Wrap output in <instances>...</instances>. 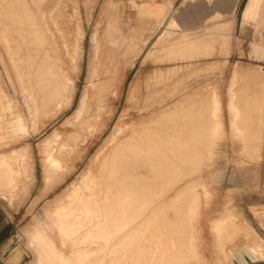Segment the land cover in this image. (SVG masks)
Masks as SVG:
<instances>
[{
    "label": "rangeland",
    "instance_id": "obj_1",
    "mask_svg": "<svg viewBox=\"0 0 264 264\" xmlns=\"http://www.w3.org/2000/svg\"><path fill=\"white\" fill-rule=\"evenodd\" d=\"M21 1L0 0V31L3 34L4 32H9H7L6 29L10 22L9 18L13 16L15 9H23L26 7L27 3L29 4L30 1L34 3L36 0ZM51 1L45 0L42 1L43 5L40 4L42 6L47 5L48 7H46L49 8L58 2V0ZM133 1L134 0H59V5L57 4L58 6L55 7L56 9H54L53 13L55 15L57 14V17L55 15L54 17L60 24L63 35L66 34L64 35L65 38L62 37L65 43H59L62 47L59 46L60 48L58 51H61L62 57H65L63 61H67V64L66 61L64 62L65 64H63V67L70 66V63L77 57V54L81 58L79 60V73L75 74L74 71L70 73L71 76L75 74V76H73L74 85L76 87L74 97L71 99L68 106L62 105L58 107V109L57 107L54 108L53 104L48 108H42V106L39 109L36 108L39 106V103L41 105V100L39 101L40 98L35 94L37 93V85H35L36 82L34 79V81L31 80L34 76L33 74L31 75L30 71H26L24 68V70L21 71L23 76L22 80L19 78L14 70L13 63L10 61H12L11 59L13 57L19 60L20 54H13L10 57L6 45L3 43L2 33L0 32V104L2 103L0 105V157L4 154V158L9 156L6 154H13L17 157H21L20 155L24 151L26 155L25 163H28L26 164L28 167L27 173L22 174L24 170L20 169L21 163L20 160L18 161V169L22 172L18 182L0 183V255L3 254V257H8L21 254L24 258H22L20 264H195L196 262V264H264V247H261L257 243H251V241L261 242L262 246H264V114H262L264 113V0H175L171 3L170 10L162 27L152 37H144L135 29L130 19L133 14ZM10 2H12L11 5ZM19 2L21 4L23 3V6L21 4L19 5ZM127 2H129L128 5ZM12 4L14 6H12ZM51 4L52 6H49ZM108 5H111V7L113 5L115 11L112 12L110 7H107ZM104 6H106L104 10L106 24H108L109 27H116L113 34L117 35V42H115L116 38L113 39L114 36H110L104 30V22L98 25L99 16ZM74 7L77 9H74ZM57 10L60 11L58 12ZM61 11H64V13ZM70 11L73 12L74 15L71 20L69 16L65 17L71 13ZM18 12L21 14V10ZM89 14L90 17H88ZM178 14H181V16L183 15V22L185 23L179 25L180 27L175 24L176 27H174L173 20ZM122 19L125 23L126 21L128 22V24L126 23L127 26L123 24ZM77 20L82 24V36L76 31ZM4 24L6 25L3 26ZM94 25L100 26L99 29L102 32L99 44L100 47H98L97 51L102 61L99 68L108 67L105 68V72H107V74L105 73L106 82L103 83L102 89H104L103 91L106 93L104 87H107L106 83L108 82L107 80H109V83H107L108 86L112 84L114 87L116 85L117 89L120 90L121 100L117 104V110L110 115V118L108 115L99 118L96 128H100L101 131L97 136L85 134L83 137L84 139L82 138L80 142H77V140H75L76 138H69V140H72H70L69 143L73 144V142H76L73 144V149L67 151L68 153L63 151L55 152L58 158L63 157V159L61 158L63 160L62 162H64L63 170L59 169L55 177L56 180L54 179L53 182L46 186L44 177L45 168H43L44 166L41 160L43 154L42 143L47 137L52 135L55 129L65 132L64 137L67 135L68 138V132H72L80 126L79 124L77 125L78 122L74 118L73 113L79 105L83 91L89 86L87 73L90 69L89 62L92 54L90 37L95 27ZM126 33L129 34L130 37L132 36L131 38L133 40H131ZM206 33H209V36H217L219 43L217 42L214 46L211 45L212 49L216 48L214 49L215 51L213 50L212 53L211 50H209V48H211L209 47L210 44H205L198 46L199 50H192L191 54H193L194 51L196 55H200L201 53L209 55L212 53V56L210 54L207 59L203 60V55L201 54V58H199L200 61L197 62L198 64H192L193 67L189 65V68L187 66H182L181 68L184 69L175 65L177 69L174 71L173 60H169L168 57L172 52L169 44L180 35H187L186 38H188V36L192 38L199 35L202 36ZM55 34L56 37H58L57 30ZM135 38H137L136 42L134 41ZM71 39H78L80 41L79 50L81 51H78L76 41L71 42ZM126 39L131 41H127L128 46H126ZM158 40L161 41L159 42ZM106 43H108V45ZM129 43L131 44L129 45ZM109 44L112 48H110ZM63 45H65V47ZM106 45L107 47L109 46V48H107ZM120 45L122 47H120ZM132 45H134V49ZM217 46H219V50ZM129 47L132 48L133 51H131L134 54L130 53L131 51H129L130 54L125 53ZM167 47H170V49L168 48L170 51ZM203 47H205V49ZM104 48H107V50ZM114 48H118L117 54V50ZM124 48L126 49L125 51ZM200 48H203L204 51L202 49L200 51ZM11 49L13 52L16 50L14 45ZM207 49L209 51H207ZM109 50H111V52H109ZM113 50H115V52ZM122 51L124 54H121ZM158 51H160V53L164 51L163 53L165 54L161 56V53V57H159ZM216 51L217 53L219 51L218 55H216ZM15 52L18 51L16 50ZM154 52L157 56L153 55ZM119 54L121 56L123 55V57L125 55L127 59L117 56ZM127 54H129V56ZM188 54L189 53H186V55ZM151 55H153V57ZM106 57L109 58V60H114V63L106 59ZM150 57L154 59L152 60ZM156 57H159V60ZM164 58H166V61ZM155 59L159 62H156L157 60ZM160 60L164 62L161 63ZM108 61L110 65L107 63ZM154 61L156 62L155 64ZM117 63H119V66H117ZM124 63L126 64L124 65ZM211 63H214V68L213 66L211 67ZM204 65L205 67L202 69ZM208 65L210 67H208ZM167 66L172 67L170 69ZM155 68H159V74ZM162 68V72L164 75L166 74L165 76L167 77V79L165 78L166 81L163 79L165 77L163 73L160 74V69ZM172 68H174V70H172ZM192 68L196 69V71L192 70ZM199 68L200 70L202 69V71H197ZM179 69H181V72ZM206 69H208V71ZM112 70L115 72V77L118 75L116 82L113 80L114 72ZM154 70L156 74H153L155 73ZM101 71H104V69H101ZM169 71L172 72L174 76L170 74ZM141 72L146 74V78L141 79L139 82L136 80V76ZM160 75L162 78L159 77ZM176 75H180L181 78ZM109 76H112V78H109ZM156 76L159 80H157ZM188 76H190L191 79H189ZM150 77L153 79L148 80ZM154 77H156V80ZM186 77H188V79ZM111 79L112 81H110ZM146 79L149 82H146ZM162 79L163 81H161ZM173 80L177 82L173 83ZM156 82L158 84H155ZM167 82L173 88L167 85ZM138 83L141 86H139ZM176 83L181 85H176ZM148 84H152L153 87L156 85L159 89L160 87L168 88V90L172 89V93H174L175 89V92H178L177 90L183 86L190 85L191 90H188V95H186L189 101L185 106V108L188 107V120H193V117L199 119L198 116L200 115V123L189 122V125L187 124L186 130L188 132L184 138L181 140L179 139L180 141L177 138L171 139V148L173 151L169 149L168 152L170 155L173 154V157L174 154L175 157L178 155L179 157L177 159H179V162L178 165L176 164L177 166L174 165L175 168L178 167L173 170L175 173H170L171 170L168 171V174L170 173L173 176L172 179L170 174V177L168 176L172 181H166V178L163 180L164 182H158L157 187L155 186V190H153L154 198L157 196L159 197H157L158 199L155 198V206L159 207L158 211L160 213L156 211L153 216L150 214L151 212H149L151 204H146L145 202L141 203L139 201H137V203L135 200L134 203L136 202V204H134L132 200L133 206L131 209L140 208L141 210L137 214H133L132 212L130 214L128 210L125 213V209L117 216H114V214H111L112 216L106 214V218L102 217L101 214H88L84 219V215L80 214L81 216L83 215L80 221V216L78 215L79 218H77V216H74V214H77L73 213L70 217L76 218L72 221V225L67 224V226H65L62 224L60 226L59 224V226H57L58 216L56 215V211L58 208L62 204L65 206L67 200H69L70 204L68 203L69 205H66L69 206V208L67 207L64 211V213H68L75 205V200L73 201V199L69 197L71 193H78L80 198L78 201L82 206L92 205L93 198L98 197V200L99 197L101 198L104 196L102 190H105L104 188H106V185L97 183L98 181L95 180V177L100 175V172L102 175L105 174V171H100L98 168H100L99 163L102 157L105 156L104 154L107 155V153L110 152V138L112 135L110 132L119 127V121L125 120L124 116L127 115H121V112L129 110V105L134 98L133 97L131 100L132 94H136L140 88H145ZM191 84L196 85L192 86ZM175 85L177 88H175ZM199 86H202L201 89ZM161 93L164 94L162 91L157 94ZM193 93H195V95ZM157 94L155 95L159 96ZM192 100H197V103H200L198 104L199 106L196 101H194V103ZM196 105L198 107H196ZM200 107L201 109H199ZM172 108L171 111L173 113L176 112L178 106ZM195 108H197V110ZM191 109L192 112H190ZM193 109L196 111H193ZM198 109L201 111L199 112ZM43 110L48 113H42ZM158 113H160V116ZM158 113L156 112L152 115V124H158V120L161 116L166 118L164 116L167 114H161L159 111ZM172 113L168 114L170 118L167 116L166 122H164L166 119L162 118V122L168 124L176 123L180 120L177 114L173 113L172 115ZM2 114L3 117L1 116ZM38 114L42 116H38ZM173 118L176 119L175 122H173ZM168 119L172 120L168 121ZM161 120L160 123H162ZM67 121L70 122L68 123L69 126L67 125ZM125 122L127 123L128 119H126ZM64 126H68L70 130H67L68 128L65 130ZM92 138L95 141H93ZM178 142L180 143L178 144ZM104 145H108V149L99 155V159L97 153ZM180 146H182V150ZM177 147L178 149H176ZM177 151L180 152L178 153ZM183 153L184 157L182 155ZM27 155L29 157H27ZM64 156L67 158L65 159ZM113 156L115 158L118 157L117 154ZM93 157H96V159L98 158V160L95 161L96 159ZM114 157H112L113 160L115 159ZM180 157L182 160L186 159L184 163ZM112 159L110 158L109 160L111 161L110 164H113ZM106 164L108 166H106ZM106 164L105 168L109 170L112 165H109V163ZM179 165L181 166L180 168ZM161 166V164H158L159 169ZM162 169L161 167V170ZM60 170L62 171L60 172ZM134 170L136 172H147L146 167L142 165L136 166ZM161 170H159V172ZM102 175H100V177ZM100 180L99 182H101ZM165 181L168 183V187L166 188L165 186L167 185ZM163 183H165V185ZM27 185H29V187ZM157 188L160 192L157 191ZM95 189L100 190L96 191ZM162 191H164L166 195ZM144 192L146 193V191ZM145 193L140 200L148 199ZM128 197L129 196L125 198L127 199ZM85 198H87V200ZM102 198L101 201H98L100 207L104 206L103 201L105 199L102 200ZM71 204L74 205L72 206ZM139 204L145 206L143 207ZM129 206L130 205L125 204L126 208H129ZM101 210H104L103 207ZM74 211H77V209H74ZM102 212L104 213L105 210ZM94 218L97 219L94 221ZM107 218L109 220H107ZM124 219L128 223L126 226L122 221ZM82 220L85 221L82 223ZM89 220L96 225L95 228H93L94 230L90 229L91 223H88ZM74 221L76 222V227H74ZM102 221H104V223H102ZM110 221L112 223L114 221L116 225L113 223V226ZM98 223L100 225H98ZM83 224H85V226ZM104 224L106 225L104 226ZM124 226L125 228H122ZM154 227L156 229H154ZM77 228L80 230H77ZM64 231L66 232L65 235L62 234ZM100 236L103 237L101 238ZM93 237L96 238L94 239ZM73 238L76 239L75 245L72 243ZM89 239L90 241H88ZM93 239L99 241H94ZM100 239L105 240L100 241ZM112 239L113 241H110ZM46 240H49L53 245L48 244ZM114 241L115 243H113ZM111 242L113 244H110ZM98 247L102 250L97 251ZM92 249L94 252H92ZM158 251L161 253H158ZM197 251H199V253ZM91 252L95 255H90ZM162 252L165 253L166 256ZM166 252L168 254L171 253V258H169ZM161 254L163 257H161ZM45 255H47L48 258L45 257ZM59 255L61 258H58ZM87 255L94 257H89L90 259H88ZM121 256H123V259ZM173 256H175V260ZM194 257L196 260L193 259ZM92 258L96 260L93 261ZM14 260L16 261L17 258L15 257Z\"/></svg>",
    "mask_w": 264,
    "mask_h": 264
},
{
    "label": "bare ground",
    "instance_id": "obj_2",
    "mask_svg": "<svg viewBox=\"0 0 264 264\" xmlns=\"http://www.w3.org/2000/svg\"><path fill=\"white\" fill-rule=\"evenodd\" d=\"M9 1V0H8ZM21 1V0H20ZM24 1V0H23ZM26 1V0H25ZM24 1V2H25ZM42 1H45V0H36L34 3H30L26 4V7H24L23 9H15V12L13 14V16L11 18H9V25L7 26V29L6 31L8 33H5L4 34L2 33V38H3V43H5L6 47H7V50L10 54V57L15 54L17 55L18 53L20 54V57H19V60H16L14 57V60L13 58H9L11 59L12 61H10L11 63H13V67H14V70L16 71V73L18 74L19 78L22 80V73L21 71L24 70V68L26 69V71H30L31 75L33 74L34 78H31V75H30V78L32 81L35 80L36 84L37 85V94L36 96H38L40 99L39 101L41 100V105L39 103V106L36 107V108H44V107H49L51 104L54 105V108L57 107H61L62 105H66L68 106L71 102V99L74 97V94H75V85H74V80H73V76H75L76 73H79L80 71V68H79V60H80V56L77 54V57L75 59L72 60V62L70 63V66H66V67H63L65 64L64 62L66 61H63V58L65 57H62L61 55V51H59V48L62 47L60 46L59 43H65V41H63V38L64 34L62 33V29L60 27V24L58 23V21H56L55 17H54V9H56L55 7L59 5V0L57 3H55L53 6L52 4L49 5V6H52V7H49L47 8L46 6H42L43 5V2ZM51 0H49L50 2ZM22 2V1H21ZM33 2V1H32ZM53 2V0L51 1ZM12 2H10V5H11ZM15 3V2H14ZM13 3V4H14ZM42 5H41V4ZM48 3V2H47ZM12 4V6H14ZM17 4V3H16ZM21 3L19 2V5ZM23 4V3H22ZM21 4V5H22ZM25 4V3H24ZM49 4V3H48ZM58 4V5H57ZM41 5V6H40ZM128 5V4H127ZM16 6V5H15ZM23 6V5H22ZM61 6V5H60ZM21 7V6H20ZM108 8L110 7V9L113 11H115V7L112 5L107 6ZM19 8V7H18ZM58 8V7H57ZM106 6H104L102 8V11L100 13V16H99V22H98V25H100L101 22H104V30L110 35V36H114L113 39L116 38V41L117 42V35L113 34V32L115 31V28L116 27H109L108 24H106V19L104 18V10H105ZM61 9V7H60ZM11 10V9H10ZM19 10H21V14H19ZM73 10V9H72ZM71 10V11H72ZM13 11V10H12ZM58 12L60 10H57ZM68 11V10H67ZM70 11V12H71ZM64 13V11H61ZM60 12V13H61ZM56 13V12H55ZM62 13V14H63ZM62 14H59V15H62ZM57 15V14H56ZM55 15V16H56ZM64 15V14H63ZM11 16V15H9ZM69 16L70 20L72 18L73 15V12H71L70 14L66 15L65 17ZM183 16V15H182ZM181 14H178L176 18H174V27L175 24L176 25H181L185 22H183V18H182ZM57 17V16H56ZM90 17V14L89 16ZM175 17V16H174ZM214 17V16H213ZM55 19V21H54ZM80 19V18H79ZM212 19V18H211ZM58 20V19H57ZM123 20V19H122ZM127 20V19H125ZM189 20V19H188ZM73 21V20H72ZM187 21V20H186ZM8 22V21H7ZM191 22V21H190ZM126 23L128 24V22L126 21ZM126 23L124 22L123 20V24L125 26ZM171 23V22H170ZM189 23V22H188ZM231 23V22H230ZM187 24V23H186ZM218 24V23H217ZM216 24V25H217ZM6 24H4L3 26H5ZM81 23L79 20L76 21V31L79 32V34L82 36L83 35V30L81 28ZM98 25H94V29L91 33V37H90V42H91V49H92V54L90 56V69L87 73V77H88V80L89 81V86L88 88H85V90L83 91L82 93V96H81V99H80V102H79V105L77 106L75 112L73 113L74 114V118L77 120V125L79 124V128L76 129V130H73L72 132H68V138H67V135H65L64 137V134L65 132H62L61 130H54V132L52 133L51 136L47 137L43 143H42V164H43V168H45V185L47 186L48 184H50L51 182L54 181L55 177L57 176L58 174V171L59 169H62L63 170V163L62 162L63 160V157L61 158H58L56 155H55V152L59 151H63V152H67V151H71L73 149V144L76 143V142H73V144L69 143L70 140L69 138H76L75 140H77V142H80L82 140V138L84 137L85 134H93L94 136H97L98 133L101 131L100 128H96V124L98 123V120L100 117L102 116H105V115H108L109 118H110V115L113 114L116 110H117V104L118 102L121 100V92L120 90L117 89V86L115 85L113 87V85H109L107 83H109V80H107L108 82L106 83V86L107 87H104L105 88V91L106 93H104V89H102V85L104 82H106V79H105V73L107 74V72H105V68H108V67H104V68H99V65L102 64L101 62V58L100 56L97 54V51H98V47H100V37H101V31L99 29L100 26ZM53 27H54V30H53ZM180 27V26H179ZM212 27V26H211ZM4 28V27H3ZM59 28V30H58ZM124 28V27H123ZM182 28V27H181ZM126 29V28H125ZM219 29V28H217ZM58 32V37H56V34L55 32ZM102 30V29H101ZM128 30V29H127ZM208 30V29H207ZM4 31V30H3ZM205 32V31H204ZM207 32V31H206ZM0 33V34H1ZM77 33V32H76ZM139 33V32H138ZM78 34V35H79ZM127 34V33H126ZM183 34V33H182ZM209 34V33H208ZM207 33L206 34H203L202 36H195V37H192V38H186V36L184 35H180L179 37L175 38L170 44L169 46L171 47V53H170V56L169 57V60H173V67L175 68V65L178 66V67H184V66H189L191 65L193 67L192 64L194 63H197L200 61L199 58H201V54L200 55H196L194 54V51H193V54H191V51L194 50V49H197L199 50L198 46H202V45H205V44H210L209 47L214 46L217 44L218 42V39H217V36L215 35H208ZM128 37L129 34H127ZM189 35V34H188ZM191 36V35H190ZM194 36V35H192ZM127 37V36H126ZM127 37V39H128ZM132 37V36H131ZM130 37V38H131ZM65 38V37H64ZM129 38V39H130ZM126 39V42L130 41V40H127ZM136 39L135 38V42H136ZM65 40V39H64ZM72 40V39H71ZM131 40H133L131 38ZM73 41H76V44L78 46V51H81L79 50L80 49V41L78 39L76 40H72L71 42ZM106 41V40H105ZM159 41V40H158ZM161 41V40H160ZM159 41V42H160ZM128 42L125 44L126 46H128ZM131 42V41H130ZM104 43V42H102ZM133 43V42H132ZM219 43V42H218ZM108 45V43H106ZM124 44V43H123ZM131 43H129L130 45ZM136 44V43H135ZM15 46V49L18 51V52H15L16 50H13L11 49L12 46ZM70 45V44H68ZM105 45V44H104ZM102 45V46H104ZM106 45V47H107ZM154 45V44H153ZM155 45H156V42H155ZM207 45V47H208ZM60 46V47H59ZM65 47V45H63ZM101 46V47H102ZM110 46V44H109ZM109 46L107 48H109ZM125 46V47H126ZM134 45H132V48H133ZM136 46V45H135ZM143 46V45H142ZM115 47V46H114ZM120 47H122L120 45ZM124 47V45H123ZM170 47H167V49ZM218 47V50H219V46ZM14 48V47H13ZM107 48H104L105 50H107ZM110 48H112V46H110ZM131 47L127 48L128 50L125 52V53H129V51L132 50ZM205 49V47H203ZM203 48H200V51L201 49L204 51ZM214 48V47H213ZM67 49V48H66ZM115 49V48H114ZM123 49V48H122ZM130 49V50H129ZM134 49V48H133ZM168 49V50H169ZM216 49V48H214ZM212 47L209 48V50H211V52L213 53V50ZM61 50V49H60ZM65 50V49H64ZM117 50L116 54L118 53V48L115 49ZM115 50H113L115 52ZM120 50V49H119ZM126 49L124 48V51ZM154 50V49H153ZM162 50V49H160ZM207 49V51H209ZM68 51V50H67ZM104 51V50H102ZM133 51V50H132ZM130 52V53H133V52ZM154 51H157V50H154ZM170 51V50H169ZM215 51V50H214ZM107 52V51H106ZM109 52H111V50H109ZM113 52V54H114ZM159 52V57H161L163 54V52L160 53ZM157 52V53H158ZM196 52V50H195ZM206 52V51H205ZM4 53V52H3ZM78 53V52H77ZM102 53V52H101ZM129 53V54H130ZM153 53V52H151ZM149 53V54H151ZM186 53H189L188 55H186ZM208 53V52H206ZM210 53V52H209ZM212 53L211 56H212ZM215 53V52H214ZM217 53V51H216ZM219 53V51H218ZM218 53L216 55H218ZM63 54V53H62ZM107 54V53H106ZM121 54H124L123 51L121 52ZM129 54H127L129 56ZM134 54V53H133ZM161 54V56H160ZM168 54V53H166ZM209 55H205L204 53L202 54L203 56V60L207 59ZM8 55V54H7ZM132 55V54H131ZM130 55V56H131ZM154 56H157V54H153ZM153 55H151L153 57ZM6 56V55H5ZM65 56V55H64ZM104 56V55H102ZM111 56V54H110ZM117 56H121L120 54L117 55ZM167 56V55H166ZM16 57V56H15ZM109 57V56H107ZM109 60V58H107ZM112 57V56H111ZM117 57V58H119ZM123 57V55L121 56ZM125 57V55H124ZM123 57V58H124ZM137 57V56H136ZM158 57V58H159ZM165 57V56H163ZM167 57V58H168ZM102 58H105V57H102ZM113 58V57H112ZM111 58V59H112ZM116 58V59H117ZM126 58V57H125ZM129 58V57H128ZM151 58V57H150ZM157 58V57H156ZM157 58V59H158ZM114 59V58H113ZM120 59V58H119ZM118 59V60H119ZM127 59V58H126ZM152 60L154 58H151ZM155 59V60H157ZM162 59V58H161ZM165 61H166V58H164ZM6 60V59H5ZM117 60V62H118ZM149 60V59H147ZM159 60V59H158ZM156 61V62H159V61ZM163 60V59H162ZM168 60V59H167ZM168 60V62H169ZM106 61V60H105ZM109 61H112V60H109ZM107 62L109 63L110 65V62ZM120 61V60H119ZM127 61V60H125ZM151 61V60H150ZM218 61V60H217ZM216 61V63H217ZM114 63V60L112 61ZM121 62V61H120ZM148 62V61H147ZM153 62V61H152ZM154 61V64L156 63ZM161 63H163L161 60H160ZM171 62V61H170ZM106 63V64H107ZM150 63V62H149ZM210 63V62H209ZM66 64H67V61H66ZM119 66V63H117ZM126 63H124L125 65ZM198 64V63H197ZM205 64H208V63H205ZM214 64V63H213ZM213 64L211 63V67L213 66ZM239 64V63H238ZM114 65V64H113ZM123 65V66H124ZM202 65V64H201ZM210 65V64H209ZM208 65V67H210ZM5 66V65H4ZM11 66V65H10ZM101 66H105V65H101ZM108 66V65H106ZM121 66V65H120ZM207 66V65H206ZM12 67V68H13ZM116 67V66H114ZM129 67V66H128ZM168 67V66H167ZM172 67V66H171ZM171 67H168L171 69ZM197 67V66H196ZM200 67V66H199ZM204 66H202V69H203ZM207 67V68H208ZM215 66H213L214 68ZM113 68V66H112ZM164 68V67H163ZM163 68L160 69V74L163 73ZM167 68V70H168ZM174 68H172V70H174ZM186 68V67H185ZM189 68V67H188ZM101 69H104V71H101ZM111 69V68H110ZM156 69V68H155ZM169 69V70H170ZM177 68H175L174 71H176ZM181 69H184V68H181ZM181 69H179V71L181 72ZM191 69V68H190ZM202 69L200 71H202ZM209 69V68H208ZM208 69H206L208 71ZM157 71L159 70L156 69ZM170 70V71H172ZM187 70V69H186ZM192 70H195L196 69H193ZM191 70V71H192ZM215 70V69H213ZM7 71V69H6ZM11 71V70H10ZM14 71V72H15ZM74 71L75 74H72L73 76H71L70 73H72ZM108 71V69H107ZM110 71V70H109ZM114 72V70H112ZM111 71V72H112ZM125 71V70H124ZM155 71V70H154ZM166 71V70H164ZM170 74L173 75V71L170 72ZM178 71V70H177ZM189 71V70H188ZM194 71V72H195ZM205 71V70H204ZM203 71V72H204ZM210 71V70H209ZM211 72V71H210ZM214 72V71H213ZM24 73V72H23ZM109 73V72H108ZM121 73V72H119ZM138 73V72H137ZM159 74V71L157 72ZM167 73V72H166ZM177 73V72H176ZM175 73V74H176ZM185 73V72H184ZM190 73V71H189ZM188 73V74H189ZM13 74V73H12ZM117 74V73H116ZM124 74V73H123ZM153 74H156V71L155 73ZM170 74H169V77H170ZM182 74V73H181ZM187 74V73H186ZM193 74V73H192ZM196 74V73H195ZM259 74V73H258ZM110 75V73H109ZM115 75V72L113 74V76ZM164 75V73H163ZM166 75V74H165ZM164 75V76H165ZM236 75H237V72H236ZM16 76V75H15ZM118 76V75H117ZM117 76L115 77L114 76V82H116V79H117ZM155 76V75H154ZM158 76V75H157ZM156 76V77H157ZM163 76V77H164ZM168 76V75H167ZM174 76V75H173ZM176 76H180V75H176ZM183 76V74H182ZM184 76H187V75H184ZM192 76V75H190ZM189 77V79H191V77ZM9 77V76H8ZM26 77V75H25ZM152 77V75H151ZM148 78L149 79H153V78ZM156 77L155 80H156ZM161 77V75L159 76ZM188 77H186L188 79ZM194 77V75H193ZM108 78V77H107ZM109 78H112V76H109ZM108 78V79H109ZM145 79L146 78V74L145 73H139L137 76H136V80L140 82L141 79ZM162 78V77H161ZM167 77L165 76L163 79L164 81H166ZM181 78V76H180ZM34 79V80H33ZM163 79L161 81H163ZM169 79V78H168ZM179 79V78H178ZM185 79V77H184ZM9 80V79H8ZM20 80V81H21ZM147 80V79H146ZM145 80V81H146ZM146 81V82H149V81ZM150 80V82H151ZM157 80L158 77H157ZM172 80V79H171ZM175 80V79H174ZM173 80V81H174ZM183 80V79H181ZM199 80V79H198ZM261 80V79H260ZM19 81V82H20ZM112 81V79L110 80ZM154 81V80H153ZM160 81V82H161ZM170 81V79H169ZM168 81V82H169ZM180 81V80H179ZM186 81V80H185ZM158 82V81H157ZM155 83V84H158V83ZM159 82V83H160ZM167 82V83H168ZM177 81H174L173 83H175ZM181 82H184V81H181ZM199 82V81H197ZM12 83V82H11ZM10 83V84H11ZM152 83V82H151ZM163 83V82H162ZM161 83V84H162ZM166 83V84H167ZM172 83V84H173ZM180 83V82H178ZM186 83V82H185ZM188 83V81H187ZM194 83V82H193ZM196 83V82H195ZM200 83V82H199ZM202 83V82H201ZM260 83V82H259ZM20 84V83H19ZM32 84V83H31ZM139 84V83H138ZM146 84V83H145ZM154 84V85H155ZM197 84V83H196ZM196 84H193V85H196ZM13 85V84H12ZM22 85V84H21ZM27 85V84H26ZM87 85V84H86ZM167 85H170L169 83ZM176 85H181V84H177ZM175 85V88H177V86ZM192 85V84H191ZM192 85V86H193ZM20 86V85H19ZM34 86V85H33ZM105 86V85H104ZM139 86H141L139 84ZM162 86V85H161ZM171 86V85H170ZM183 86V85H182ZM181 86V87H182ZM198 86V85H197ZM23 87V86H22ZM121 87V85H120ZM158 87V86H157ZM156 85L155 87L151 85H147L145 86V88H140L139 91H137V96L136 94H132L131 96V100L133 98V100L131 101V104L129 105V110L127 111H124V112H121V115H127V116H124L125 120L128 119V122L126 123L125 120L124 121H119V127H117L114 131L110 132L112 133L111 135V138H110V152L106 154H104L105 156L102 157V159L100 160V163H99V167L101 168H98V170L100 171H105V174L102 175L101 172H100V175H102L100 177V175L96 176L95 177V180H97L98 182L97 183H100L102 185H106V188H104L105 190H102L104 192V198L105 199L103 202H104V206H101L99 205V202L98 201H101V198L99 197V199L97 200L98 197L96 198H93L92 199V205H88V206H82L79 204V195L77 192H73L70 194H68V196L73 199L74 201V207L71 208V205H70V208H71V211H67L68 213H64V211L67 209V207L69 208V206H66V205H69L70 202L69 200H67V203L65 204V206L62 204L58 210L56 211V215L58 216V224L57 226H60L62 224H64L65 226H67V224H71L73 223L72 221L76 218H73V217H70L71 215H73V213H76L77 215L74 214V216H77V218H79L80 216V221H81V217H83L84 215V219H85V216L88 215V214H101L102 217H105L106 214H114V216H117L119 215L120 213H122L121 211H123V209H125V213L126 211L128 210L131 214V212L134 214V213H139L141 210L140 208L138 209H131L133 204H132V200H133V203H134V200L137 202H145L146 204H151V207L149 209V212H151L150 214H154L156 213V211H158L159 207L158 206H155L156 205V202H155V197L153 196L154 194V191L155 190V186L157 187V184L158 182L161 183V181L165 180L167 178L166 181L170 180L169 179V174L170 173H173L175 169L174 165H178V162H179V159H177L179 156L177 155V157H175V154H174V157L172 155L169 154V149L172 150V141L171 139L173 138H177L178 140L184 138L187 134V124L189 122H193V123H200V115L198 116L199 119H196L195 117H191L193 120H188V117H187V108H185L186 104L188 103L189 101V98L187 99L186 98V95H188V90H191V87L190 85H185L183 86L182 88L178 89L177 90L178 92H175L172 93L173 91H170L168 90V88H165V87H160L157 88ZM167 87V86H166ZM172 87V86H171ZM200 87V86H199ZM202 87V86H201ZM200 87V89H201ZM20 88V87H19ZM122 88V87H121ZM139 88V87H138ZM170 88V87H169ZM173 88V87H172ZM198 88V87H197ZM14 89V88H13ZM199 89V90H200ZM204 89V88H203ZM35 90V89H33ZM122 90V89H121ZM131 90V89H130ZM129 90V91H130ZM135 90V89H134ZM193 90V89H192ZM254 90V89H253ZM15 91V90H14ZM132 91V90H131ZM130 91V92H131ZM160 91H162L164 94H157L158 92L160 93ZM252 91V90H251ZM257 91V90H256ZM21 92V91H20ZM24 92V91H22ZM35 92V91H33ZM32 92V94H33ZM129 92V93H130ZM190 92V91H189ZM199 92V91H198ZM196 92V93H198ZM253 92V91H252ZM1 93V92H0ZM29 93V92H27ZM166 93V94H165ZM201 93V92H199ZM261 93V91H260ZM155 94L159 95V96H156ZM195 95V93H193ZM192 94V95H193ZM205 94V92H204ZM257 94V93H255ZM259 94V93H258ZM3 95V94H2ZM131 95V94H130ZM198 95V94H197ZM202 95V94H200ZM260 95V94H259ZM34 96V95H33ZM112 96V97H111ZM3 97V96H2ZM1 97V98H2ZM5 97V96H4ZM193 97V96H192ZM202 97V96H201ZM204 97V95H203ZM32 98V97H30ZM111 98V99H110ZM197 98V97H196ZM194 98V99H196ZM130 99V97H129ZM199 99V98H198ZM34 100V99H33ZM38 101V100H37ZM130 101V100H129ZM193 101V100H192ZM196 101V103L198 102L197 100H194ZM193 101V102H194ZM199 101L201 102V100L199 99ZM34 102V101H33ZM192 102V103H193ZM203 102V100H202ZM258 102V101H257ZM127 103V102H126ZM195 103V102H194ZM193 103V104H194ZM2 104V103H1ZM0 104V105H1ZM200 104V103H197V105ZM203 104V103H202ZM201 104V106H202ZM258 104V103H257ZM196 105V107H198ZM174 106H178V109H176V112H173L175 114H177V116L180 117V120L177 121L176 123H163L162 120L163 119H166L164 122L167 121V116L168 114L172 113L171 109H173L172 107ZM190 106V105H189ZM1 107V106H0ZM46 108V109H47ZM193 108V107H192ZM21 109V108H20ZM32 109V108H31ZM30 109V110H31ZM37 109V110H38ZM51 109V108H50ZM190 109V107H189ZM197 110V108H195ZM193 109V111L195 110ZM201 109V107L199 108ZM198 109V110H199ZM48 110V109H47ZM46 110V111H47ZM195 110V111H196ZM259 110V109H258ZM3 111V110H2ZM39 111V110H38ZM41 111V109H40ZM44 111V110H43ZM42 113H46L45 111ZM51 111V110H50ZM49 111V113H50ZM55 111V110H53ZM165 113L167 114L166 118H163L161 116V118L159 117L160 116V113ZM171 111V112H170ZM201 110H199L200 112ZM158 113L159 114V120H158V124H152L153 122V118H152V115L154 113ZM169 112V113H168ZM190 112H192V109L190 110ZM252 112V111H251ZM21 113V112H20ZM48 113V112H47ZM46 113V114H47ZM172 113V115H173ZM198 113V111H197ZM254 113V112H253ZM32 114V113H31ZM163 114V115H165ZM194 114V113H192ZM196 114V113H195ZM200 114V113H199ZM208 114V113H207ZM212 114V113H211ZM264 114V113H262ZM41 115V114H38V116ZM44 115V114H43ZM171 115V116H172ZM190 115V114H189ZM259 115V113H258ZM3 117V114L1 115ZM22 116V115H20ZM42 116V115H41ZM156 116V114H155ZM202 116V115H201ZM219 116V115H218ZM252 116V115H251ZM254 116V114H253ZM44 117V116H43ZM127 117V118H126ZM169 117V116H168ZM187 117V119H186ZM196 117H197V114H196ZM208 117V116H207ZM256 117V116H255ZM152 118V119H151ZM163 118V119H162ZM170 118V117H169ZM172 118V117H171ZM175 118V117H174ZM173 118V122L176 121V119ZM177 118V117H176ZM195 118V119H194ZM155 119V118H154ZM157 119V118H156ZM162 119V120H161ZM160 120L162 123H160ZM169 120H172V119H168ZM156 121V120H155ZM203 121V120H202ZM257 121V120H256ZM172 122V121H171ZM261 122V121H260ZM39 123V122H38ZM68 123H70L69 121H67V125ZM76 123V122H75ZM155 123V122H154ZM72 125V124H71ZM76 125V124H75ZM74 125V126H75ZM76 125V126H77ZM189 125V124H188ZM218 125V123H217ZM69 126V125H68ZM68 126H64L65 127V130H70ZM254 126V124H253ZM257 126V125H256ZM40 127V126H39ZM38 127V128H39ZM59 127V126H58ZM63 127V129H64ZM78 127V126H77ZM36 128V127H35ZM34 128V129H35ZM72 128V127H71ZM190 128V127H189ZM192 128V127H191ZM219 128V127H218ZM255 128V126H254ZM74 129V128H73ZM195 129V128H194ZM199 129V128H198ZM39 130V129H38ZM64 130V131H65ZM112 130V129H111ZM204 130V129H203ZM192 131V130H191ZM200 132V131H199ZM197 133V132H195ZM204 134V133H203ZM198 135V134H197ZM205 135V134H204ZM257 135V134H256ZM188 136V135H187ZM93 137V136H92ZM189 137V136H188ZM187 137V138H188ZM95 138V137H94ZM203 138V137H202ZM84 139V138H83ZM97 139V138H96ZM190 139V138H189ZM201 139V137H200ZM90 140V139H89ZM93 140V138H92ZM175 140V139H174ZM179 140V141H180ZM187 140V139H186ZM195 140V139H194ZM72 141V140H71ZM95 141V140H93ZM90 142V141H88ZM87 142V143H88ZM177 142V141H176ZM86 143V144H87ZM180 142H178L179 144ZM195 143V142H194ZM201 143V142H200ZM90 144V143H89ZM175 144V143H174ZM202 144V143H201ZM186 145V144H185ZM196 145V144H195ZM80 146V145H79ZM179 146V145H178ZM188 146V145H186ZM193 146V145H192ZM200 146V145H199ZM81 147V146H80ZM85 147V146H84ZM182 146H180V149H181ZM175 148V147H174ZM184 148V147H183ZM196 148V147H194ZM106 149H108V145L107 146H102L99 151H98V158L100 159L99 155L104 153L106 151ZM178 149V147L176 148ZM186 149V148H185ZM182 150V149H181ZM203 150V149H202ZM97 151V150H96ZM173 151V150H172ZM175 151V149H174ZM184 151V149H183ZM108 152V151H107ZM178 153L180 151H177ZM201 152V151H200ZM25 152L23 151V153L20 155L21 157H17L13 154H6V155H9L7 156L6 158H4V155H2L0 157V183H4V182H8V183H16L18 182V179L21 175L22 172H20V170L18 169V164H19V160H20V163H21V168L20 169H23L24 172L22 174H26L27 173V170H28V167L26 164L28 163H25ZM68 153V152H67ZM177 153V154H178ZM188 153V151H187ZM61 154V153H60ZM117 154L118 157H114L113 155ZM186 154V153H185ZM63 155V154H62ZM65 155V154H64ZM78 155V154H77ZM183 157H184V153L182 154ZM190 155V154H189ZM199 155V154H198ZM96 156V155H95ZM114 157L115 159L113 160L112 157ZM27 157H29L27 155ZM65 157V156H64ZM84 157V156H83ZM194 157V156H193ZM24 158V159H23ZM67 157H65L66 159ZM77 158V157H76ZM75 158V159H76ZM94 159H96V157H93ZM98 158L95 160L97 161ZM110 158L113 160V164H110L111 161ZM157 158V159H156ZM205 158V157H204ZM181 159V157H180ZM189 159V158H188ZM30 160V159H29ZM158 160V161H157ZM182 160V159H181ZM186 160V159H185ZM185 160H182L183 163ZM74 161V160H73ZM109 161V162H107ZM116 161V162H115ZM204 161V160H203ZM115 162V163H114ZM106 163H109V165H112L111 168L106 169L105 167L108 166ZM182 163V164H183ZM192 163V162H191ZM202 163V162H201ZM74 164V163H73ZM106 164V166H105ZM158 164H161L162 166V170H161V167L160 169L158 168ZM76 165V164H75ZM138 165H142V166H145L146 169H147V172L146 173H143L142 171L141 172H136L134 170V168ZM176 165V166H177ZM200 165V164H199ZM96 166V164H95ZM98 166V164H97ZM172 166V167H171ZM201 166V165H200ZM204 166V165H203ZM93 167V166H92ZM171 167V168H170ZM181 166L179 165V168ZM205 167V166H204ZM185 168V167H184ZM191 168V166H190ZM195 168V167H194ZM91 169V168H90ZM93 169V168H92ZM167 169V170H166ZM60 170V172L62 171ZM159 170H161L159 172ZM171 170V171H170ZM192 170V169H191ZM199 170V169H198ZM168 171H170V173L168 174ZM180 171V169H179ZM200 171V170H199ZM99 172V171H98ZM181 172V171H180ZM190 172V171H189ZM32 173V172H31ZM175 173V172H174ZM185 173V172H184ZM191 173V172H190ZM98 174V173H97ZM33 175V173H32ZM171 175V174H170ZM188 175V174H187ZM25 176V175H23ZM31 176V174H30ZM29 176V177H30ZM169 176V177H168ZM175 176V175H174ZM179 176V175H177ZM34 177V176H33ZM172 175H171V179H172ZM183 177V176H182ZM31 178V177H30ZM185 178V177H184ZM188 178V177H187ZM191 178V177H189ZM35 179V178H33ZM101 179V180H100ZM174 179V178H173ZM56 180V179H55ZM99 180L101 182H99ZM165 181V183H166ZM172 180H170L171 182ZM164 182V181H163ZM176 182V181H175ZM178 182V181H177ZM186 182V181H185ZM96 183V184H97ZM165 183H163L165 185ZM25 184V182H24ZM53 184V183H52ZM168 183H166L167 185ZM185 184V183H184ZM3 185V184H2ZM44 185V186H45ZM187 185V184H186ZM4 186V185H3ZM15 186V185H14ZM29 187V185H27ZM50 186V185H49ZM98 186V185H97ZM179 186V185H178ZM22 187V186H21ZM95 187V186H94ZM104 187V186H102ZM168 187L165 186V188ZM164 188V189H165ZM173 188V187H172ZM102 189V188H101ZM170 189V188H169ZM168 189V190H169ZM183 189V188H182ZM181 189V190H182ZM96 190V189H95ZM100 189H97L96 191H99ZM178 190V189H177ZM45 191V189H44ZM95 191V192H96ZM146 191V193L144 192ZM153 191V193H152ZM157 191L160 192V190H158L157 188ZM170 191V190H169ZM164 193V191H162ZM182 192V191H181ZM90 193V192H89ZM146 195V197L148 198L147 200H140L141 197L144 195ZM152 193V195H151ZM91 194V193H90ZM165 194V193H164ZM163 194V195H164ZM181 194V193H180ZM159 195V194H158ZM166 195V194H165ZM131 197V198H125V197ZM183 196V195H182ZM67 197V196H66ZM162 197H165V196H162ZM191 197V196H190ZM195 197V196H194ZM68 198V197H67ZM92 198V197H91ZM125 198V199H124ZM159 198V197H158ZM157 198V199H158ZM70 199V201H71ZM87 200V198H85ZM95 199V200H94ZM144 199V198H143ZM156 199V200H157ZM165 199V198H163ZM84 200V199H83ZM131 200V201H130ZM166 201V200H165ZM66 202V201H65ZM82 202V201H81ZM136 202L134 204H136ZM158 202V201H157ZM69 203V204H68ZM88 203V202H87ZM90 203V202H89ZM138 203V202H137ZM159 203V202H158ZM91 204V203H90ZM97 204V205H96ZM125 204L127 205H130L129 208H126L125 207ZM160 204V203H159ZM72 205V206H73ZM102 205V204H101ZM140 205V204H139ZM142 205V204H141ZM140 205V206H141ZM138 206V205H137ZM143 206V205H142ZM145 206V205H144ZM143 206V207H144ZM103 207V209L105 210V212L103 213L102 211L104 210H101V208ZM135 207V205H134ZM158 207V208H157ZM162 207V206H161ZM195 207V206H194ZM74 209H77V211H74ZM187 209V208H185ZM69 210V209H68ZM143 210V208H142ZM159 212V211H158ZM162 212V211H161ZM184 212V211H183ZM187 212V211H186ZM160 213V212H159ZM176 213V212H175ZM174 213V214H175ZM80 214H83L82 216ZM79 215V216H78ZM56 216V218H57ZM112 216V215H111ZM123 216V214H122ZM154 216V215H153ZM160 216V215H159ZM55 218V219H56ZM92 218V217H91ZM106 218V217H105ZM109 218V217H108ZM107 218V220H109ZM121 218V217H119ZM124 218V217H122ZM173 218V217H172ZM176 218V217H175ZM189 218V217H188ZM54 219V220H55ZM97 218H94V221L96 220ZM112 219V218H111ZM115 219V218H114ZM159 219V218H158ZM78 220V219H77ZM87 220V219H86ZM92 220V219H91ZM117 220V219H116ZM135 220V219H134ZM180 220V219H179ZM56 221V222H57ZM83 221L85 220H82V223ZM101 221V220H100ZM105 221V220H104ZM104 221H102V223H104ZM115 221V220H114ZM113 221V223H114ZM123 221V224H128L127 221L124 219L122 220ZM121 221V223H122ZM125 221V223H124ZM157 221V220H156ZM162 221V220H161ZM175 221V220H174ZM183 221V220H182ZM188 221V220H187ZM75 222V221H74ZM111 222V221H110ZM129 222V221H128ZM81 223V222H80ZM81 223V224H82ZM88 223H91L90 225V229L94 230L93 228H95L96 225H94V223L92 221L89 220ZM100 223V222H99ZM98 223V225H100ZM111 222V224H113ZM118 223V221H117ZM120 223V224H121ZM166 223V222H165ZM174 223V222H173ZM96 224V223H95ZM109 224V223H107ZM115 224V223H114ZM113 224V226H114ZM131 224V223H130ZM129 224V225H130ZM150 224V223H149ZM155 224V223H154ZM153 224V225H154ZM72 225V224H71ZM78 225V224H77ZM85 226V224H83ZM87 225V224H86ZM106 224H104L105 226ZM116 225V224H115ZM135 225V224H134ZM161 225V224H160ZM163 225V224H162ZM102 226V227H104ZM122 227V228H125ZM128 226V225H127ZM132 226V225H131ZM145 226V225H144ZM156 226V225H155ZM174 226V225H173ZM64 227V226H63ZM69 227V225H68ZM67 227V228H68ZM72 227V226H71ZM74 227H76V222L74 224ZM160 227V226H159ZM179 227V226H178ZM87 228V227H86ZM101 228V227H100ZM111 228V227H110ZM152 228V227H151ZM167 228V227H166ZM71 229V228H70ZM69 229V230H70ZM75 229V228H74ZM73 229V230H74ZM89 229V227H88ZM87 229V230H88ZM89 229V230H90ZM154 229H156L154 227ZM187 229V228H186ZM62 230V229H61ZM60 230V231H61ZM68 230V231H69ZM77 230H80L77 228ZM76 230V232H77ZM100 230V229H99ZM102 230V228H101ZM111 230V229H110ZM121 230V229H120ZM165 230V229H164ZM72 231V230H71ZM98 231V230H97ZM161 231V230H160ZM70 232V231H69ZM99 232V231H98ZM44 233V232H43ZM65 231L62 232L63 235H65ZM102 234V233H101ZM100 234V235H101ZM67 235V234H66ZM76 235V234H75ZM93 236V235H92ZM73 237V236H72ZM101 237V236H100ZM103 237V236H102ZM101 237V238H102ZM94 238V237H93ZM96 238V237H95ZM94 238V239H95ZM108 238V237H106ZM157 238V237H156ZM165 238V237H164ZM169 238V237H168ZM65 239V238H64ZM88 239V237H87ZM93 239V240H94ZM120 239V238H119ZM130 239V238H129ZM177 239V238H176ZM105 239L101 240L100 241H104ZM162 240V239H161ZM164 240V239H163ZM76 239L73 238V241L72 243H76L75 242ZM90 241V239L88 240ZM92 241V239H91ZM94 241H99V240H94ZM107 241V240H106ZM109 241V240H108ZM110 241H113L110 240ZM116 241V240H115ZM115 241L113 243H115ZM46 242L50 245H53L51 244V242L49 240H46ZM81 242V241H80ZM107 243V242H105ZM109 243V242H108ZM112 242L110 244H113ZM126 243V242H125ZM251 243H257L259 244L261 247H264L262 246V243L261 242H255V241H251ZM104 244V243H102ZM108 244V245H110ZM134 244V243H133ZM162 244V243H161ZM43 245V244H42ZM75 245V244H74ZM130 245V244H129ZM154 245V244H152ZM106 246V245H104ZM43 247V246H42ZM108 247V246H107ZM119 247V246H118ZM158 247V246H157ZM168 247V246H167ZM45 248V247H44ZM97 248V247H96ZM114 248V247H113ZM161 248V247H160ZM84 249V248H83ZM105 249V248H104ZM194 249V248H193ZM45 250V249H44ZM91 250V249H89ZM98 250H102L101 248L98 247L97 251ZM197 250V249H196ZM42 251V250H41ZM111 251V250H109ZM82 252V251H81ZM88 252V251H87ZM86 252V253H87ZM92 252H94V250L92 249ZM91 252V253H92ZM101 252V251H100ZM157 252V251H156ZM168 252V251H167ZM166 252V253H167ZM199 253V251H197ZM46 253V252H45ZM89 253V252H88ZM90 255H95V254H91ZM95 253H96V250H95ZM98 253V252H97ZM158 253H161L158 251ZM163 253V252H162ZM102 254V253H101ZM165 255V253H163ZM168 254V253H167ZM171 254V253H170ZM170 254L169 255V258L170 257ZM175 254V252H174ZM179 254V253H178ZM197 254V253H196ZM252 254V253H251ZM90 255H87L88 259H90L89 257H94V256H90ZM160 255V254H159ZM162 255V254H161ZM173 255V254H172ZM254 255V254H253ZM166 256V255H165ZM177 256V255H176ZM181 256V255H179ZM45 257L48 258L47 255H45ZM61 258V256L59 255L58 258ZM100 257V256H99ZM122 259H123V256H121ZM130 257V256H129ZM163 257V255L161 256ZM168 257V256H167ZM46 258V259H47ZM96 258V257H95ZM175 258V256H173V259ZM199 258V257H198ZM93 259V258H92ZM98 259V258H96ZM96 259H93L96 260ZM102 259V258H101ZM128 259V258H127ZM130 259V258H129ZM160 259V258H159ZM163 259V258H162ZM183 259V258H182ZM181 259V260H182ZM189 259V257H188ZM187 259V260H188ZM193 259L196 260V258L194 257ZM169 260V259H168ZM175 260V259H174ZM178 260V259H177ZM180 260V259H179ZM194 260V261H195ZM51 261V260H50ZM167 261V260H166ZM192 262V261H191ZM50 263V262H49ZM53 263V262H51ZM197 263V262H196ZM195 263V264H196ZM167 264V263H166ZM170 264V263H168ZM180 264V263H179Z\"/></svg>",
    "mask_w": 264,
    "mask_h": 264
},
{
    "label": "crops",
    "instance_id": "obj_3",
    "mask_svg": "<svg viewBox=\"0 0 264 264\" xmlns=\"http://www.w3.org/2000/svg\"><path fill=\"white\" fill-rule=\"evenodd\" d=\"M175 0H134L133 14L130 19L135 29L144 37H152L162 27L171 3ZM129 4V2H127ZM74 9H77L74 7ZM260 239V238H259ZM29 241V240H28ZM13 252V250H12ZM11 252V253H12ZM0 255V264H20L23 255L3 257ZM17 258L15 261L14 258Z\"/></svg>",
    "mask_w": 264,
    "mask_h": 264
}]
</instances>
